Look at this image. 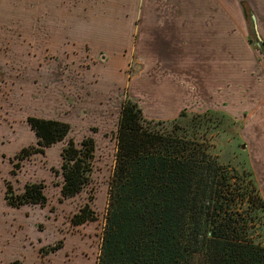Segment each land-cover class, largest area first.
I'll list each match as a JSON object with an SVG mask.
<instances>
[{
    "label": "rangeland",
    "instance_id": "1",
    "mask_svg": "<svg viewBox=\"0 0 264 264\" xmlns=\"http://www.w3.org/2000/svg\"><path fill=\"white\" fill-rule=\"evenodd\" d=\"M258 36L264 43V0H0V264H96L126 99L158 128L189 121L185 136L221 164L251 170L264 199ZM29 116L71 129L19 161L37 146ZM87 137L96 143L91 181L64 198L61 150ZM31 182L44 184L46 206H8L7 185L19 194ZM77 214L93 219L74 225ZM59 241L66 248L50 252Z\"/></svg>",
    "mask_w": 264,
    "mask_h": 264
},
{
    "label": "trees",
    "instance_id": "2",
    "mask_svg": "<svg viewBox=\"0 0 264 264\" xmlns=\"http://www.w3.org/2000/svg\"><path fill=\"white\" fill-rule=\"evenodd\" d=\"M27 120L37 146L22 148L19 161L44 153L71 129L58 119ZM187 122L180 119L171 128H158L136 102H123L96 264H264V238L257 239L264 227V199L252 171L221 164L208 144L185 136ZM95 152L92 137L79 143L70 138L63 147L57 172L64 198L76 196L90 183ZM7 186L8 206L47 204L40 182L27 183L19 194ZM92 219L77 214L72 223ZM62 246L59 241L50 252Z\"/></svg>",
    "mask_w": 264,
    "mask_h": 264
},
{
    "label": "water",
    "instance_id": "3",
    "mask_svg": "<svg viewBox=\"0 0 264 264\" xmlns=\"http://www.w3.org/2000/svg\"><path fill=\"white\" fill-rule=\"evenodd\" d=\"M252 20L254 21V29L257 31V27H256V24H255V17L254 16H252ZM258 39L261 41V38L258 36ZM260 44H262L263 46H264V43H262V41H261V43ZM262 48H264V47H262Z\"/></svg>",
    "mask_w": 264,
    "mask_h": 264
},
{
    "label": "crops",
    "instance_id": "4",
    "mask_svg": "<svg viewBox=\"0 0 264 264\" xmlns=\"http://www.w3.org/2000/svg\"><path fill=\"white\" fill-rule=\"evenodd\" d=\"M66 248V244H65V246L63 247V248H60L59 250H61V249H65ZM97 260H98V258H97ZM97 262V261H96Z\"/></svg>",
    "mask_w": 264,
    "mask_h": 264
}]
</instances>
